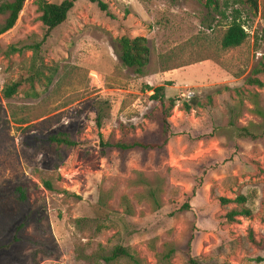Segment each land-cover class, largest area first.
<instances>
[{"label":"rangeland","instance_id":"1","mask_svg":"<svg viewBox=\"0 0 264 264\" xmlns=\"http://www.w3.org/2000/svg\"><path fill=\"white\" fill-rule=\"evenodd\" d=\"M102 1L108 12L79 0L45 39L37 0H27L15 27L0 36V264H167L170 247L169 264H188L189 246L200 264H264V250L249 241L252 232L264 243V87L245 84L264 59V0L256 12L223 0L225 17L203 0ZM236 10L248 37L225 49ZM6 18L0 14V27ZM124 36L147 38L144 75L123 65ZM16 82L18 93L6 99L3 90ZM157 87L175 101L167 146L147 154L104 150L102 140H158L159 114L169 104L151 99ZM242 128L251 135L240 137ZM55 133L77 146L47 142ZM235 146L259 175L244 174L236 158L196 194L192 182L174 179L171 170L191 174V162L224 157ZM238 196L247 202H217ZM243 207L250 217L218 223ZM116 247L138 263H106Z\"/></svg>","mask_w":264,"mask_h":264},{"label":"trees","instance_id":"2","mask_svg":"<svg viewBox=\"0 0 264 264\" xmlns=\"http://www.w3.org/2000/svg\"><path fill=\"white\" fill-rule=\"evenodd\" d=\"M27 0H11L8 3H3L0 5V14L7 15L6 21L4 25L0 27V36L12 30L23 11L24 4ZM79 0H64L60 4L49 3L46 0H37L38 10L41 13L40 21L47 28L46 37L56 28L61 26L66 22L69 13L74 9L75 4ZM88 1L91 4H97L101 11L108 12V6L102 0H84ZM205 1V6L212 10L217 15L222 17L226 16V13L222 11L223 0H203ZM234 5H242L248 7L250 10L256 12L258 11V2L259 0H232ZM225 7L228 8L230 2L224 3ZM223 4V5H224ZM237 16H234L231 23L228 25V29L223 38V47L225 49L236 48L241 46L247 39L248 34L244 29L243 24L239 21L238 15L240 14L239 10L234 12ZM44 39V40H45ZM119 45L121 49L120 59L123 65L127 68L133 69L138 75H144L145 69L149 65L150 61V49L148 47V40L145 37H128L124 36L119 40ZM15 47L11 48V54L19 53ZM259 75L264 76V59L259 63V65L253 70L252 76H250L245 84L248 86H256L258 88H263L264 83L258 78ZM21 86L20 82H16L12 85H8L3 90V95L6 99H11L18 93V89ZM165 87H157L152 91L154 92L151 96V99L154 101H159L163 109L166 107V103L169 104V107L166 110H163L159 114V120L161 124V135L158 140L153 141L148 139L147 136L142 138H137L134 140L123 139L121 141L111 143L109 141L104 142L101 141L100 145L104 150L113 149L119 151L122 155L127 152H139L141 154H147L151 151H162L170 140L173 138L172 126L169 121L170 111L174 108L175 101L174 99H166L163 92ZM255 96H258L255 94ZM255 102V111L257 114H261L262 110L259 106L257 98L254 100ZM186 107L188 105L186 104ZM247 128L240 129V137H248L251 133ZM211 136H203L202 139L206 142L210 140ZM46 141L55 144L57 146H65V147H76L77 142L72 140L67 134L64 133H55L49 135L46 138ZM239 147H228V151L224 157H221L217 153H213L210 156H205L197 162H191V169L194 171L191 174L188 173H180L178 170H171L173 173L174 179L176 181L179 180H188L193 183V194H196L198 191L203 190V187L207 180L212 177L211 175L218 171L224 163L228 161V163H232L238 159L240 163L242 172L244 174H252V176H257L261 173V169L255 162H251L248 158L243 157L241 153L238 151ZM240 150V149H239ZM46 187L48 189H52L50 183H46ZM16 194L18 196L19 202L23 204L28 203V198L26 192L18 188L16 190ZM219 205H230V204H239L243 205L247 202V198L244 196H238L235 200L229 198H219ZM191 206L186 203L182 209L189 210ZM130 210V207L127 211ZM251 211L245 207L241 209H233L227 214L218 218V223L220 224H233L239 221V218H248L251 216ZM26 222H22L17 226L16 232L21 231ZM249 241L251 244L260 249L264 250V243L258 241L254 234L251 232L249 234ZM175 248L170 247L167 252L162 255L163 262L169 264L172 256L175 253ZM187 257L188 264H200L197 260L194 259L191 253V247L187 249ZM120 258H129L132 259L135 263H138L137 260L133 257L132 253L126 249L125 247H116L110 256L104 257V261L106 263L115 261Z\"/></svg>","mask_w":264,"mask_h":264}]
</instances>
